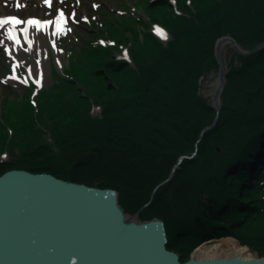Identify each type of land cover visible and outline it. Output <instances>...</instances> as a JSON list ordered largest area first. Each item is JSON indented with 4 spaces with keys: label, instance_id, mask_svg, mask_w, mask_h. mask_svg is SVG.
Instances as JSON below:
<instances>
[{
    "label": "trees",
    "instance_id": "obj_1",
    "mask_svg": "<svg viewBox=\"0 0 264 264\" xmlns=\"http://www.w3.org/2000/svg\"><path fill=\"white\" fill-rule=\"evenodd\" d=\"M176 1L177 8L164 0L172 14L160 22L169 40L152 29L134 30L123 40L130 44L132 63L111 60V44H95L88 57L100 55L90 70L81 73L84 66L78 61L64 76L57 73L60 80L42 89L36 104L26 100L16 118L5 112L0 148L2 141L28 151L47 146L49 157L0 162V175L14 168L49 171L79 183L115 187L125 204V194L148 191L152 196L179 155L198 149L158 188L147 209L157 211L145 218L157 215L166 221L169 248L185 261L183 248L176 246L181 233L187 242L231 235L259 249L264 245V47L249 56L235 54L240 63L226 74L220 119L201 140V129L213 121L216 109L198 92V78L217 60L213 46L218 36L230 33L248 48L264 40V0ZM109 74L117 80L115 87L97 81L98 88L87 95L76 86L88 84L92 75L107 81ZM64 91L78 99L76 104L59 98ZM93 104L102 108L100 114L92 112ZM46 113L50 121L57 117L46 127L54 143H44L35 123ZM198 173L207 181L204 196L188 193L190 177ZM166 204L178 212L171 208L167 214Z\"/></svg>",
    "mask_w": 264,
    "mask_h": 264
},
{
    "label": "water",
    "instance_id": "obj_2",
    "mask_svg": "<svg viewBox=\"0 0 264 264\" xmlns=\"http://www.w3.org/2000/svg\"><path fill=\"white\" fill-rule=\"evenodd\" d=\"M229 43L242 55L264 47L262 41L246 49L230 35L217 40L219 75L212 96L217 117L203 129L200 140L219 120L221 95L227 83L223 50ZM193 156H180L169 178L154 192L169 183L183 161ZM148 204L131 216L121 205L115 187L101 188L26 168L5 171L0 175V264H264V257H193L185 261L169 248V231L163 218H136Z\"/></svg>",
    "mask_w": 264,
    "mask_h": 264
},
{
    "label": "rangeland",
    "instance_id": "obj_3",
    "mask_svg": "<svg viewBox=\"0 0 264 264\" xmlns=\"http://www.w3.org/2000/svg\"><path fill=\"white\" fill-rule=\"evenodd\" d=\"M171 1L173 2V6L177 8V1ZM6 9V13H13L18 15L21 14L23 17L30 14L41 15L43 11L45 16L50 19L63 13L66 16V19H68L69 23H67L63 27L62 31L54 37L53 44H51L50 42H46L44 54L47 55L48 62L46 63L47 73L45 74V77H43L44 80L40 79L39 75H36L34 73L37 67H35V62L42 59L41 54L39 52H31V46L26 42H23L22 53H20L19 56L14 55L10 51L6 41L4 40V32H0V121L4 117L5 112H10L12 117L16 118V115L20 109L21 113L23 112L22 109L26 104V100H30L33 104H36L38 101H40L39 93L41 92V90L44 88H50L51 86L55 85V83L60 80V77L57 73H60V75L64 76L66 74V71L71 70L76 62L78 63L79 61L82 66H84V68H80L81 73L90 70V63L96 61L100 55L98 54L97 56H95L97 58L96 60H92V57H88L90 52L89 50H94V48L92 47H94L95 44H111L113 48L110 50L111 60L121 59L132 63L133 60L128 52L130 44L128 43V40L124 42V38L128 37L130 39L134 30H138L139 33H141L143 30L147 31L149 29H152L155 32L156 26H163V24L160 23L163 21V18H171L172 14L171 8L165 5L164 0H49L44 4L29 5L27 7L17 4L14 0H10V3L7 5ZM85 17L87 19H85ZM131 27L133 29H131ZM228 35L235 38V36L230 33L221 36ZM221 36H218L217 40ZM119 37L122 38L120 39ZM217 40L215 41V44ZM34 44L39 48L40 45L37 36H35ZM215 44L213 46L214 55ZM253 47H255V45L251 48ZM245 48L251 49L248 47ZM125 52H127V55H125ZM56 54L59 55L60 60L56 57ZM235 54L238 53L235 52L230 43L224 47L223 58L225 59L227 72L229 71V67L238 66L240 63V58H238ZM214 58H216V56H214ZM99 67L100 65L98 64V66H95V69H98ZM207 70L208 71L204 75H201L198 78V92L201 93L202 96L214 107L212 96L215 94L214 91L218 84V60L212 62ZM32 72L33 74L31 75ZM103 72L105 71L103 70ZM36 80H40V84H37ZM97 81L100 82V85L103 87L107 84V82L109 84L112 83V87H115V84L117 83L116 78L110 74L108 75L107 81L102 77V75H99L97 77H94V75H92V81L90 80L88 84L85 85L77 82L76 86L82 87L81 91L84 94L90 95V93L93 92L94 89L98 88L96 87L98 83ZM228 82L229 81L227 78L226 85L228 84ZM61 89H64V87L61 86ZM111 90H109V92H106V95L110 96V94L113 93ZM69 94V92L64 91L59 96V98L64 99V101L72 100V104H76L78 99L72 98ZM223 100L224 92L221 95V110L224 104ZM91 108L94 114L101 113L102 108L99 105L93 104ZM85 111L88 112V109L83 110V113H85ZM215 114L216 116L210 124H212L216 119L217 110ZM56 118L57 117H55L53 121ZM51 121L49 120L48 114L46 113L45 115L40 117V120L37 119V121L35 122L36 125H39L40 127V136L45 144L47 142L54 143L56 140L55 136L51 134L48 129H46V127H50ZM46 124H49V126H47ZM210 124L206 125L210 126ZM207 126H204L201 129V132ZM198 130L199 129H197V131ZM1 148L0 162L6 161L7 163H14V161H17L21 157L25 156L31 157L29 158V160L47 158V156L49 157L47 146L45 147L37 145L36 149L28 151L27 149L23 150V147L18 143L4 144V142L2 141ZM197 150L198 149L192 150V153L189 154V156L194 155L193 158L197 156ZM182 155L188 154H180L178 160ZM62 168L66 170V167L64 165H62ZM81 172L87 173V171H85L84 169ZM204 178L205 177L201 176L200 173H198L194 178L190 177V182L188 184V193L193 194L195 192V194H197L198 196H202L205 193L204 189L207 184L206 178ZM92 184L94 185V183ZM155 189L156 187L152 191V196L148 191L147 193L137 192L136 194H125V204L121 203V199L120 203L129 215L136 216L137 212L140 209L145 207L152 198L154 199V194H156L154 192ZM152 202L148 204V206L140 214H138L136 218L143 221L159 218L160 216L157 215L153 218H145L148 215H152V211H157V209L155 208L154 210L151 209L152 211L147 212L148 207L152 206ZM171 208H174L178 212L177 207L171 204H168L165 207V212L170 215ZM204 238H193V240L187 242V235L181 233L178 236L176 246L183 248V253L187 255L186 261H190L193 259L194 251L197 248L196 245L204 240ZM245 246H249V248L255 255L264 257V245H262L259 249H256L249 244Z\"/></svg>",
    "mask_w": 264,
    "mask_h": 264
},
{
    "label": "bare ground",
    "instance_id": "obj_4",
    "mask_svg": "<svg viewBox=\"0 0 264 264\" xmlns=\"http://www.w3.org/2000/svg\"><path fill=\"white\" fill-rule=\"evenodd\" d=\"M17 4L29 6V5H40L46 3L45 0H14ZM49 0H47L48 2ZM10 3V0H0V16H7V5ZM39 17V20H46L45 14L36 15ZM60 16V15H58ZM52 18L49 23L42 26H37L35 24L25 23L23 25H15L11 23H2L0 32H4V40L7 43L10 51L19 56L23 51V42H26L31 46V52H39L42 56L40 61L35 62V71L36 75H39V78L44 80L45 74L47 73L46 63L48 62L47 55L44 54L46 48V42L53 44L54 37L62 31L63 27L69 23L66 16L63 14L61 20H57V17ZM11 29V32H9ZM15 35V39L12 36ZM35 36L39 39V48L34 44ZM55 49V48H54ZM56 57L60 60L59 55L56 54ZM19 59V58H18ZM38 64V65H36ZM40 67L41 71H40ZM33 72L31 73V75ZM49 171H47L48 173ZM71 180V179H70ZM193 257L198 259H216V258H238L243 257L246 259H260L255 255L249 246L240 244V241L231 235L220 236L215 238H204L198 245H196Z\"/></svg>",
    "mask_w": 264,
    "mask_h": 264
},
{
    "label": "snow or ice",
    "instance_id": "obj_5",
    "mask_svg": "<svg viewBox=\"0 0 264 264\" xmlns=\"http://www.w3.org/2000/svg\"><path fill=\"white\" fill-rule=\"evenodd\" d=\"M45 2H47V0H45ZM62 17H63V13H61L60 16L57 17V20L58 21L61 20ZM85 19H87V18L85 17ZM6 21H14L16 23H20V20L16 16L0 17V24L4 23ZM27 23L35 24L37 26H42L44 24L49 23V21L48 20H39V19H35L34 17H29L27 20ZM155 31L162 36H165V37L167 36V33H165L164 29H162L160 26H156ZM9 32H11V29H9ZM12 38L15 39L16 38L15 35H13ZM125 55H127V52H125ZM36 83L40 84V80H36Z\"/></svg>",
    "mask_w": 264,
    "mask_h": 264
}]
</instances>
